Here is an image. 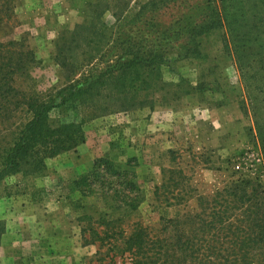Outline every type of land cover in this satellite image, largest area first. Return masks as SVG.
<instances>
[{
	"label": "rangeland",
	"instance_id": "rangeland-1",
	"mask_svg": "<svg viewBox=\"0 0 264 264\" xmlns=\"http://www.w3.org/2000/svg\"><path fill=\"white\" fill-rule=\"evenodd\" d=\"M153 1L15 0V17L0 25L3 42L20 40L35 53L39 65L32 80L22 78L18 86L44 100L72 81L98 76L124 48L134 47L137 54L159 51V46L175 69L163 68L155 94L139 93L136 102L143 105L90 117L86 143L48 160L43 173L11 175L0 183V264H132L129 255L116 256L108 240H94L90 230L101 232L100 218L111 211L94 197H82L73 184L105 156L118 168L137 173L144 196L133 220L123 225L126 230L133 221L156 229L161 218L185 208L169 205L176 197L207 196L239 177L264 190V153L237 65L227 52L225 28L197 35L199 57L194 50L188 52L193 29L210 20V0H155V6ZM59 56L67 67L60 66ZM135 86H142V78ZM81 116L78 106L51 113L54 120ZM30 118L19 110L0 123V152ZM169 185L177 188L169 190ZM41 202L50 215L36 224L50 236L59 225L63 238L56 247L48 240L38 252L30 243L35 238L29 231L33 223L25 226L23 244L19 236L9 234V219L13 221L14 211L22 218L21 213L35 214ZM186 209H197L196 198Z\"/></svg>",
	"mask_w": 264,
	"mask_h": 264
},
{
	"label": "trees",
	"instance_id": "trees-1",
	"mask_svg": "<svg viewBox=\"0 0 264 264\" xmlns=\"http://www.w3.org/2000/svg\"><path fill=\"white\" fill-rule=\"evenodd\" d=\"M157 3L152 2L154 6ZM208 9L210 20L193 29L194 43L188 52L194 50L199 57L197 35L225 28L227 52L237 65L264 153V0H210ZM14 17L15 0H0V25ZM156 47L159 51L137 54L134 47L124 48L98 76L72 81L44 100L39 93L18 86L22 78L32 80L31 73L39 65L33 50L20 40L5 43L0 38V123L19 110L31 116L0 152V183L11 175L43 173L48 160L84 145L88 119L99 112H127L143 105L136 102L139 93L146 91L147 97L155 94L163 68L175 71L165 51ZM56 60L61 67L68 66L60 56ZM141 78L142 86L136 87ZM100 97L110 103H101ZM76 106L81 118L51 117L55 109ZM73 184L82 197H94L111 211L100 218L101 232L90 230L94 240H108L111 251L116 256L129 255L132 264H264V190L253 180L239 177L207 196L180 195L169 205L185 208L161 218L156 229L133 221L127 230L123 225L133 220L144 200L135 171L118 168L105 156L96 159ZM171 188L175 191L177 187L167 186ZM194 198L197 209H186ZM122 210V216L109 219ZM85 233L83 229L82 235Z\"/></svg>",
	"mask_w": 264,
	"mask_h": 264
},
{
	"label": "crops",
	"instance_id": "crops-1",
	"mask_svg": "<svg viewBox=\"0 0 264 264\" xmlns=\"http://www.w3.org/2000/svg\"><path fill=\"white\" fill-rule=\"evenodd\" d=\"M64 155H66V154H62V155L58 156L57 158H60L62 156L64 157ZM10 199L14 200V197H11ZM0 203H2V202H0ZM40 206L42 208L41 210H39ZM40 206H39V209L37 210V212L35 214H33V212H32V214L24 213L25 214L24 215L23 213L20 212L24 216V218H22L19 216H15V213H18L19 211L18 212L14 211L12 214L13 215V221H12V219H9V226L12 229L11 231L9 230V234L14 235V236H19V241L23 244L25 243V232H27V231H25V226L27 225L28 222L33 223L34 228H32V229L30 228L29 231H31L30 232L31 235H34L33 237H35V238L31 239L30 243L34 242L35 246H33V243H32L31 247L36 249L35 251H38V252L45 248V245L47 244L48 240H51V243L53 244V246L56 247L57 245L60 244L61 239L63 238V235L61 234V229H60L59 225L57 226V228L52 229V232H54L53 236H50L49 234H47L46 230L44 231L45 228H42L41 226L39 227V225L42 223V221L44 222L45 216L47 215L49 218V215H50L49 213L46 212V210H45L46 207L44 206V203L41 202ZM35 220H40L41 223L36 224L37 221L35 222ZM23 234H24V236H23ZM27 259H29V257H27L26 260ZM35 259L36 258H34V260ZM36 264H40V263L36 262Z\"/></svg>",
	"mask_w": 264,
	"mask_h": 264
}]
</instances>
